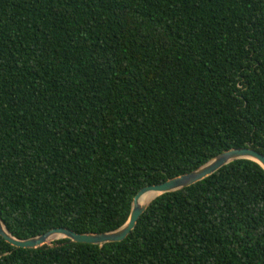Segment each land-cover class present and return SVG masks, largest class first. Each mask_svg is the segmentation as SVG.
Wrapping results in <instances>:
<instances>
[{"label": "trees", "instance_id": "trees-1", "mask_svg": "<svg viewBox=\"0 0 264 264\" xmlns=\"http://www.w3.org/2000/svg\"><path fill=\"white\" fill-rule=\"evenodd\" d=\"M264 154V0H0V217L24 240L116 230L144 187ZM0 264H264V170L156 198L122 242Z\"/></svg>", "mask_w": 264, "mask_h": 264}, {"label": "water", "instance_id": "water-1", "mask_svg": "<svg viewBox=\"0 0 264 264\" xmlns=\"http://www.w3.org/2000/svg\"><path fill=\"white\" fill-rule=\"evenodd\" d=\"M238 160H248L258 164L264 170V154L248 145L222 152L208 162L189 173L171 178L163 183L142 188L134 196L128 220L120 228L104 233H76L68 228H55L42 235L20 240L15 238L5 227L0 217V236L12 247L19 249H39L51 246L59 240H69L72 243L104 246L106 244L124 241L134 230L139 218L158 197L183 190L193 186L218 172L223 167ZM146 194L156 195L149 203L142 202ZM55 238V240H52Z\"/></svg>", "mask_w": 264, "mask_h": 264}, {"label": "bare ground", "instance_id": "bare-ground-1", "mask_svg": "<svg viewBox=\"0 0 264 264\" xmlns=\"http://www.w3.org/2000/svg\"><path fill=\"white\" fill-rule=\"evenodd\" d=\"M155 196H156V195H153V194H146V195L143 197L142 202L145 203V204H147V203H149V202H150ZM53 240H55V238H53V239L50 240V241H53Z\"/></svg>", "mask_w": 264, "mask_h": 264}]
</instances>
